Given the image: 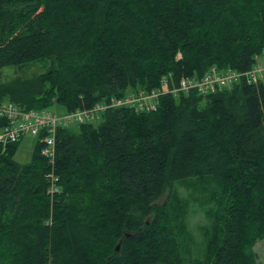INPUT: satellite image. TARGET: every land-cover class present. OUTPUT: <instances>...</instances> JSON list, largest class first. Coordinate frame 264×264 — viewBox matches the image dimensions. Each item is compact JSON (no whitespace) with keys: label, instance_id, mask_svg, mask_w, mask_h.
<instances>
[{"label":"trees","instance_id":"obj_1","mask_svg":"<svg viewBox=\"0 0 264 264\" xmlns=\"http://www.w3.org/2000/svg\"><path fill=\"white\" fill-rule=\"evenodd\" d=\"M263 51L264 0H0V102L26 110L87 109L212 66L242 73ZM20 141L0 144V264H258L262 81L58 129L53 195L38 141L30 163L13 161ZM187 181L206 221L203 257L188 263L172 209L155 204Z\"/></svg>","mask_w":264,"mask_h":264},{"label":"built area","instance_id":"obj_2","mask_svg":"<svg viewBox=\"0 0 264 264\" xmlns=\"http://www.w3.org/2000/svg\"><path fill=\"white\" fill-rule=\"evenodd\" d=\"M253 68L246 72H235L215 66L208 68L200 76H188L178 79L171 75L160 80L158 88L149 91L128 92L123 97H111L97 102L90 108L76 109L65 114L56 111L26 110L12 102H0V144L16 143L25 136L37 138L40 143V155L43 156L50 170L45 179L49 183L48 194L57 190L58 177L53 171L56 157V135L58 129L91 124L100 120L103 113L114 108H128L136 112H153L157 109L162 95H178L196 92L200 95L213 94L217 91L230 90L241 78L249 84H258L264 78V51L255 58Z\"/></svg>","mask_w":264,"mask_h":264},{"label":"rangeland","instance_id":"obj_3","mask_svg":"<svg viewBox=\"0 0 264 264\" xmlns=\"http://www.w3.org/2000/svg\"><path fill=\"white\" fill-rule=\"evenodd\" d=\"M50 67L49 61L32 64L22 70L12 71L11 68L4 70L8 76L15 74L17 77L29 79L46 72ZM264 85V78L261 79ZM50 111H56L58 114H65L66 111L59 107H52ZM37 138L25 136L20 141L13 155V161L18 164L30 163L32 152ZM169 204L172 209V216L177 233V241L180 246L181 254L188 263L195 262L203 257L205 251L206 236L202 226L206 224L201 210L196 209L192 203V184L182 182L178 186L167 188L162 196L155 202L157 205ZM254 251L257 256L258 264H264V240L259 241Z\"/></svg>","mask_w":264,"mask_h":264},{"label":"water","instance_id":"obj_4","mask_svg":"<svg viewBox=\"0 0 264 264\" xmlns=\"http://www.w3.org/2000/svg\"><path fill=\"white\" fill-rule=\"evenodd\" d=\"M120 244H118L115 248L116 251H119Z\"/></svg>","mask_w":264,"mask_h":264}]
</instances>
